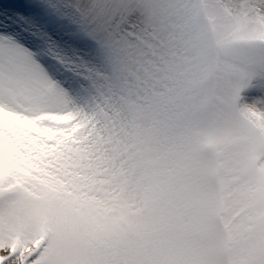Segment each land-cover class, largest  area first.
<instances>
[{
	"label": "snow or ice",
	"instance_id": "6c2138e0",
	"mask_svg": "<svg viewBox=\"0 0 264 264\" xmlns=\"http://www.w3.org/2000/svg\"><path fill=\"white\" fill-rule=\"evenodd\" d=\"M0 264H264V0H0Z\"/></svg>",
	"mask_w": 264,
	"mask_h": 264
}]
</instances>
